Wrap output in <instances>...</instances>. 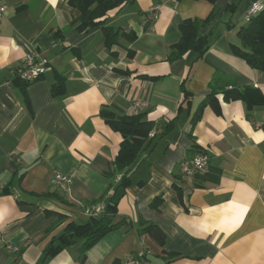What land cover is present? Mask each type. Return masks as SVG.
Returning a JSON list of instances; mask_svg holds the SVG:
<instances>
[{"label":"crops","instance_id":"crops-1","mask_svg":"<svg viewBox=\"0 0 264 264\" xmlns=\"http://www.w3.org/2000/svg\"><path fill=\"white\" fill-rule=\"evenodd\" d=\"M251 4L137 0L111 11L106 21L121 33H135L136 40L120 38L109 50L101 27L77 31L80 12L68 0H1L0 190L12 188L0 196V264H132L128 258L137 260L142 251L151 253L152 264H264V105L248 110L242 101L222 102L221 114L207 107L192 126L216 74L264 95V72L231 50L240 44L238 32L248 24ZM155 7L157 18L150 19ZM212 13L217 17L202 30L210 35L208 52L199 60L193 53L169 62L180 25ZM34 48L49 70L26 88L32 114L14 81ZM59 77L63 94L54 97ZM182 85L194 97L190 109L179 112ZM137 100L147 102L141 113L158 132L131 168L132 185L117 204L115 222L132 226L106 235L85 261L81 243L44 260L51 240L70 223L88 222L86 210L119 185L121 175L108 179L105 173L113 170L122 137L100 112L111 107L136 115ZM203 150L210 155L208 169L183 176L181 165ZM57 171L72 177L67 190L52 185ZM140 220L163 230L164 249L175 259L166 260L150 236L139 234Z\"/></svg>","mask_w":264,"mask_h":264},{"label":"trees","instance_id":"trees-1","mask_svg":"<svg viewBox=\"0 0 264 264\" xmlns=\"http://www.w3.org/2000/svg\"><path fill=\"white\" fill-rule=\"evenodd\" d=\"M137 0H68L72 8L80 12V17L77 21V31L85 32L89 29L101 27L105 39V46L111 50L119 44L120 38H126L130 42H134L137 38L135 33H121L112 27L106 25L108 14L122 6L132 4ZM179 1V0H177ZM207 1L212 4L216 0H193ZM251 3L258 0H249ZM1 2V0H0ZM236 8V5L229 7ZM217 17V13H212L207 19L200 22L198 20H185L179 27V39L171 46V53L168 56L169 62L182 59L186 54H197V59L202 58L210 48V35H202V30L207 28ZM246 27H242L238 32L240 44H231V50L235 56L242 59L252 69L264 72V11L259 15L247 20ZM130 57H133L134 52L128 51ZM130 74V72H124ZM141 79L156 81L159 77H149L146 75L139 76ZM15 84L20 87L24 96L26 106L32 113L29 98L26 88L30 85L19 78L15 79ZM182 93L184 101L182 102L179 112L184 109L188 110L193 101V94L184 88L182 85ZM52 94L58 97L63 94V79L60 77L56 84L52 87ZM233 101H242L246 104L248 110L264 105V95L259 90L252 86L240 87L230 79L216 74L209 85V94L199 104V107L192 118V126L194 127L202 117L203 111L207 107H211L216 114H221V104ZM33 114V113H32ZM100 116L106 124L122 137L120 150L115 160L113 161V170L105 173L108 179L115 178L121 175L120 183L115 188L112 195L107 200L105 196L97 200L95 203H103L105 210L98 214L93 212L89 221L83 224L70 223L64 231L54 237L44 251V260L52 258L60 254L62 251L77 243H81L79 253L82 256V261H85L87 252L99 243L106 235L124 226H132L126 220L115 222L117 216V204L119 199L125 194V191L132 185L130 176L131 168L137 163L141 152L145 146L156 137L158 126L153 122L144 121V114L136 115L119 114L115 108L105 107L101 110ZM174 123H170L163 130L164 133L170 132L173 129ZM156 130L154 137H150V133ZM23 175L19 179L22 180ZM12 184L4 186L0 190V196L11 192ZM44 197L57 196L53 194H45ZM58 198V197H57ZM105 201V202H104ZM158 201L152 203V207L158 208ZM53 213L47 212L48 216ZM63 219V215H59ZM139 234L141 236L148 235L161 249V254H164L166 260H173L177 254L167 253L165 251L167 237L163 230L153 223H148L143 220L139 222ZM138 260H146L151 263L150 257L143 254L137 257Z\"/></svg>","mask_w":264,"mask_h":264},{"label":"built area","instance_id":"built-area-1","mask_svg":"<svg viewBox=\"0 0 264 264\" xmlns=\"http://www.w3.org/2000/svg\"><path fill=\"white\" fill-rule=\"evenodd\" d=\"M158 7H155L151 10L149 18L156 19ZM262 11H264V0H258L253 2L247 10L246 19L250 20L251 18L259 15ZM6 13V7L0 5V22L3 19ZM49 70L48 61L42 58L39 51L34 48L32 52H30L21 62L19 68L16 71V76L20 80L32 84L36 81H39L44 77V75ZM132 109L138 113H141L148 109V104L145 101L137 100L133 103ZM156 134V130H153L150 133V137H154ZM12 162L17 161L15 158L11 159ZM210 164V155L207 151H199L193 158L188 161H185L181 165V173L185 177H192L194 174L204 172L208 169ZM72 184V177L68 174L62 172H56L52 178V185L61 189L67 190L69 186ZM105 210V205L103 203L98 204L97 206L87 209V216L91 217L93 212L95 211L98 214L101 211ZM13 251H17V248H12ZM151 255L149 251H142L139 256L143 254ZM128 262L132 264H150V262L146 260H135L133 256L128 258Z\"/></svg>","mask_w":264,"mask_h":264}]
</instances>
